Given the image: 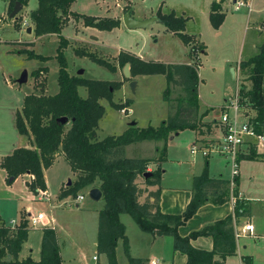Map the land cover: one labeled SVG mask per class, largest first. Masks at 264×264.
Returning <instances> with one entry per match:
<instances>
[{
	"label": "rangeland",
	"instance_id": "374dc122",
	"mask_svg": "<svg viewBox=\"0 0 264 264\" xmlns=\"http://www.w3.org/2000/svg\"><path fill=\"white\" fill-rule=\"evenodd\" d=\"M212 1L214 0H75L70 8L74 14L112 18L120 22L119 27L111 31H100L85 27L82 19L72 16L61 32V37L67 41L63 55L68 74L77 76L83 71L81 77L85 79L122 83L120 88L113 91L112 101L123 104L130 100L128 108L131 114L128 116L112 108L106 100L100 102L105 109L96 130L100 139L114 136L121 128L122 122L135 121L140 128L158 127L168 116V106L163 100V91L166 87L164 76L140 75L131 81V78H124V67L117 63L120 52L141 55L145 62L199 64L197 70L199 113L208 110L207 119L211 122L214 120L217 124L224 100L232 97L240 89V85L250 87L248 75L241 72L239 64L253 57L264 42V0H239L242 6L238 10L235 9L233 0H225L221 5L225 17L217 28L210 20ZM8 5L9 0H0V159L8 154L13 144H19L17 137L21 139L15 129L14 119L24 96L31 93L54 95L58 92V62L55 57L60 46L59 37L57 35L36 37L33 34L29 14L37 8V0H28L27 6L22 8L17 19L9 18ZM127 11H130L131 17L137 21L150 19L156 16V13L164 15L171 12L176 17L184 18L183 34L194 38L191 43L193 49H190V45H185L176 34L167 31L160 22H153L144 29L129 30L123 21ZM28 27H31L30 34L27 33ZM201 45L204 46L203 53L200 52ZM25 49H33L35 54L49 59L43 62L28 59L25 54H18ZM78 49L95 54L113 65L116 71L112 72L87 57L76 55L75 51ZM189 50L192 56L189 55ZM42 68H47V74L41 73L38 77L32 75L34 71ZM231 69L234 70V78ZM24 71L27 72V82L18 85L17 80ZM131 82L135 83L134 90L130 87ZM173 91L172 97H175L178 89ZM79 95L85 97L86 90L80 88ZM246 111L248 112V109ZM249 113L254 115L251 111ZM68 127L69 125L66 128ZM193 135L190 130H184L173 140L167 141L166 161L161 164V168L167 170L169 179H173L176 184L185 181L183 178L190 172L191 161L203 163L205 160L201 155L190 154ZM219 136L218 127L213 138ZM162 146L163 142H159L158 148L161 149ZM144 148L142 147V150ZM129 151L127 155L136 159L148 155L142 151L139 153ZM243 152L248 153V148H243ZM157 157L155 153L152 159ZM213 160L220 163L214 172L217 176L219 173L226 177L231 176L230 164L225 158L215 157ZM70 171L68 165L60 161L46 172L50 187V200L46 202L38 201L37 195L30 192L27 187L30 180L24 175L18 176L9 184L5 171L0 169V223L13 228L19 224L21 218H27L29 213L33 215L43 213L54 222L49 225L56 228L60 256L64 264H98L92 258L98 256L95 247L96 231L98 213L104 207V202L102 199L99 201L90 199L89 190L87 191L90 188L78 193L83 196V200L77 206L73 197L61 202L56 200L55 195L60 182L66 180V185L68 181H71V184L74 182L71 180ZM239 173L238 189L252 199L251 203L247 201L246 204L249 209L252 207L254 217L259 218V225H263L261 208L264 205V161H239ZM136 183L142 190H155V187H149L144 183L143 177H138ZM169 183H172L171 180ZM145 197L146 194H143L140 202H143ZM62 202H67L69 206L64 204L59 206ZM122 221L127 224L131 239L134 240L137 233L144 234L130 216L123 214ZM40 225L43 224L32 228L28 222L31 231L22 246L19 260L29 255L35 261L39 260L42 229ZM238 241L242 247H246L245 254L252 255H249L253 257L252 264H264V240L241 236ZM140 245L142 246L141 243ZM116 252L122 261L124 257L122 250L117 248ZM10 259L9 256L6 258ZM100 261L103 264L104 258L101 257Z\"/></svg>",
	"mask_w": 264,
	"mask_h": 264
},
{
	"label": "trees",
	"instance_id": "16d2710c",
	"mask_svg": "<svg viewBox=\"0 0 264 264\" xmlns=\"http://www.w3.org/2000/svg\"><path fill=\"white\" fill-rule=\"evenodd\" d=\"M225 0H214L210 4V20L214 27H219L225 17L221 5ZM23 8L28 0H9L8 15L15 3ZM75 0H37V8L30 12L29 19L33 25L36 37L57 35L60 46L57 49L58 62V92L54 95L34 93L25 95L21 108L15 112L14 126L21 136L31 137L32 148L20 147L14 153L0 159V169L7 176V182L13 183L20 175H30L27 187L33 195L38 191H46L44 170L50 168L58 156H62L71 172L76 175L72 184L61 189L58 198H77L78 193L87 188H97L104 202V207L98 213L96 254L104 255L107 264H117L116 249L119 241L122 244L126 264H145L142 259L132 258L129 254L128 239L125 227L120 222V215L131 217L138 229L151 236L170 237L172 249L186 257V264H223L228 257L236 254L237 239L234 225L241 217L248 216L249 207L238 198V177L232 182L222 177L210 178L207 166L202 173L193 177L191 199L185 210L179 215L164 214L160 210V182L164 171L161 164L166 161V144L169 137L184 130L199 131L202 128L211 129V123H202L208 110L199 113L197 70L199 64H166L160 62H145L134 54L120 52L117 63L120 67L129 65L130 81L136 76L162 75L166 87L163 100L168 106V116L158 127L139 128L137 124L129 125L120 135L96 139V130L105 109L101 105L106 100L109 105L121 111L128 108L130 100L123 104L112 101V93L121 87L122 83L90 80L81 76H71L66 70L63 50L67 41L61 37L63 28L73 16L82 19L83 25L100 31H111L119 27V20L112 18H97L71 12ZM130 12V11H127ZM126 12V13H127ZM160 23L167 31L176 34L187 46L194 38L183 34L185 19L169 14L156 13ZM18 20H20L18 18ZM193 49V48H192ZM201 45L200 52H204ZM191 50L189 55L192 56ZM28 59L47 61L49 58L35 54L33 49L22 50ZM75 54L87 57L99 66L115 72L116 68L97 57L95 54L76 50ZM239 68L248 75L250 87L240 85L238 95L243 114L248 117L255 133L264 135V42L258 52L246 61H241ZM47 74V68L37 69L32 73ZM86 90V96L79 95V89ZM178 89L172 97L173 90ZM248 109V112L246 111ZM254 115H250L249 112ZM67 118L65 124L57 122L59 118ZM67 125H69L68 128ZM163 142L162 148H155L158 157L155 159H129L125 157V148L141 142ZM242 160L264 161V154H258L254 145L249 153L240 154ZM156 165L151 176L144 179L149 187H157L154 191L142 190L136 183L138 177H143L150 165ZM12 178V181L9 179ZM146 194L145 200L140 198ZM236 198L233 212L224 219L207 224L199 230L192 231L187 236L177 232L198 209L205 204L219 206ZM27 218H21L16 227L0 223V264H63L60 257L58 238L53 228L42 227L39 260L35 261L29 255L19 260L23 244L27 241L31 229ZM209 238L213 247L211 251L196 249L191 241L197 238ZM10 260H6L7 257ZM97 259V257H95ZM242 264H252L250 256L241 257Z\"/></svg>",
	"mask_w": 264,
	"mask_h": 264
},
{
	"label": "crops",
	"instance_id": "0c3cea01",
	"mask_svg": "<svg viewBox=\"0 0 264 264\" xmlns=\"http://www.w3.org/2000/svg\"><path fill=\"white\" fill-rule=\"evenodd\" d=\"M28 28H31V27H28ZM137 56H139L142 59L141 55H137ZM166 64H169V63H166ZM127 109H128V112L124 116H128L129 114H131V110L129 108H127ZM132 122L136 123L135 121H132ZM132 122H127V123L122 122L121 128L119 129V131L116 134L117 135L122 134L128 128L129 124ZM210 122L211 121H209L207 119V116L202 119V123H210ZM98 126H99V124H98ZM216 129H218V124L216 121L213 120L211 122L210 131H207L206 127L202 128L203 133H200L199 131H191L190 130L194 134L192 144L195 142H205L208 140L216 139V138H213V135H214ZM179 135H180V133H178L177 136H179ZM18 136H20V138H21V139H19V137H17L19 144H13L12 148L9 150L7 155L14 153L20 147L32 148L31 137L29 138L27 136H21V135H18ZM177 136L174 135L173 138H176ZM96 139L102 140L97 136V134H96ZM21 140H23V141H21ZM168 141H170V140H168ZM158 144H159V142H152L151 144H149V142L147 143L146 141L141 142V143H137V144H131L125 148L126 158L136 159V157H134V156H128L127 155L128 151L130 150L129 153L134 152V151L139 153L140 151H142L143 153L148 154L147 156L140 157L139 159H147V158L152 159V157L156 153L155 148L158 147ZM142 147H145L144 150H142ZM255 148H256V152H258L259 154L264 153V135L262 136L261 141L257 142V144L255 145ZM249 149L250 148H248V153H249ZM248 153H244L243 155H246ZM130 155H132V154H130ZM215 157H218V156H212L208 159H205L203 161V163H202V161L201 162L195 161V160L191 161V163L189 165V171L190 172L185 176V178H183V179H185V181L182 182L181 184L180 183L176 184L175 182H173V179H169L170 175L168 174L167 170H163L164 173L162 174L161 182H160V201H159V206H160V210L162 213L170 214V215H179L185 210L187 204L189 203V201L191 199V180L193 179V177L201 174V172L203 171L205 166H207L208 174H209L210 178L222 177V178L229 180V181L233 180L232 175L229 177H226L221 173H219L218 176L214 173V172H216L218 166L220 165V163H217L215 160H213V159H215ZM60 161L65 163L61 155L56 158L54 164L50 168H48L47 170H44L46 192L48 194L50 193V187H49L48 179L46 178V172L48 170H50L57 163H60ZM155 166L156 165H154V164L150 165L148 167L147 171L151 172L152 170H155V168H156ZM70 174H71L70 175L71 180H75L76 175H74L71 171H70ZM24 176L26 178H28L29 180H31L30 175L26 174ZM236 177H238L240 179L239 164H238V174ZM169 180H171L172 183H169ZM65 182H66V180L60 182L58 190H57L58 192L55 195V197H56L55 199L56 200L58 199L59 202L65 200V199L61 200L58 198L61 189L66 186ZM156 189H157V187H155V190ZM88 190L89 189H87V191ZM238 198H239V200H241L244 203H246L247 201L251 203V200H252L251 198L246 196L244 191H242L240 189H238ZM64 203L65 202H62L59 206H61ZM233 206H234V203L231 201L224 203L222 205H219V206H214L212 204H205L198 209V211L195 213V215H193V217L191 219H189V221H187L183 226H180L178 228L177 232L180 236L184 237V236H187L192 231L199 230L200 228H202L203 226H205L207 224H210V223H213L215 221L224 219L226 216L230 215L233 212ZM261 209H262L261 210V216L263 217V221H262L263 225H259V223H258L259 218L256 219L254 217V215L252 214L253 210L251 207L248 216L239 218L234 225V229L238 230V229H241L245 225H251L253 227V232L251 234L247 233L246 235H244V237L245 238L248 237V238H252V239L264 240V205ZM122 215H120L119 218H120V222L125 227V234H126V237L128 239V244H129V254L132 258L142 259L145 264H148L149 261H151V260L157 261L158 264H186V257L184 255L180 254L179 252L173 251L172 239L170 237H157V236H151V235L145 234V233L143 235H140L141 233H137V235H136L137 239L136 238H134V240L131 239V237L129 236L127 224H125L122 221ZM48 219L50 220L49 217H48ZM255 219L257 222H255ZM50 221H52V224L54 223L52 219ZM40 226L53 228L55 233H56V228L54 226L51 227V225H46V224H43ZM96 233H97V231H96ZM56 235H57V233H56ZM143 236H147V237L144 238ZM40 237H41V229H40ZM57 237H58V235H57ZM40 241H41V238H40ZM136 241H138L137 242L138 246H136V244H135ZM236 242H237V248H236L235 256L226 258V260L223 264H242L241 257L250 255V254H245L246 247L245 246L242 247L240 245L238 239ZM140 243L142 244L143 247L140 245ZM191 244L194 248L199 249V250H204V251H211L212 247H213L211 239L204 238V237H200V238H197L195 240H192ZM95 246H96V243H95ZM59 247H60V245H59ZM117 248H120L123 252L122 244L120 241L118 243ZM250 256H252V255H250ZM93 257H95V256H93ZM101 257L104 258L103 264H107V261H106V258L104 255L97 256V259L95 262H98V264H101V261H100ZM79 261H81V259ZM116 261H117V264H126L127 263V259L125 256L123 257L122 261L119 260V258L117 256V252H116ZM63 264H64V262H63Z\"/></svg>",
	"mask_w": 264,
	"mask_h": 264
},
{
	"label": "built area",
	"instance_id": "2783aa9c",
	"mask_svg": "<svg viewBox=\"0 0 264 264\" xmlns=\"http://www.w3.org/2000/svg\"><path fill=\"white\" fill-rule=\"evenodd\" d=\"M235 9L238 10L242 6V2L235 0ZM222 112L220 114V120L218 121V127L220 129V136L216 139L208 140L205 142H195L191 145L190 154L192 156L201 155L204 159H208L212 156H218L225 158L230 164L231 175L234 179L238 174V156L244 154L243 148H250L251 145H256L261 141L262 136L255 133L252 125L248 122V117L243 114L240 106V97L238 91L230 97L224 100L223 106L220 108ZM128 109L125 108L120 111L121 114L126 115ZM243 117V119H241ZM232 182V181H231ZM37 200L46 201L50 200V196L46 191H38ZM83 200L82 195H78L75 199V205ZM231 202L235 203L236 198L231 197ZM69 206L67 202L64 203ZM27 220L30 227L35 228L39 224H52L47 216L43 213L33 215L28 214ZM253 227L251 225H245L241 229L235 230V237L238 239L247 233H252ZM96 261V258H92ZM148 264H158L157 261L151 260Z\"/></svg>",
	"mask_w": 264,
	"mask_h": 264
},
{
	"label": "water",
	"instance_id": "95a60500",
	"mask_svg": "<svg viewBox=\"0 0 264 264\" xmlns=\"http://www.w3.org/2000/svg\"><path fill=\"white\" fill-rule=\"evenodd\" d=\"M233 2H235V0H233ZM23 6L16 2L15 5H14V8L12 9V11L9 13V18L10 19H17V15L20 13V11L22 10ZM123 21H124V24L125 26L129 29V30H136V29H144V28H147L150 24H152L153 22H160V20L157 18V17H152L150 19H147V20H143V21H137L135 19H133L131 17V14L130 12H127L124 14L123 16ZM27 33H31V28H27ZM83 73V71H80L78 73V76H81ZM231 74H232V77L234 78L235 74H234V70L231 69ZM123 75H124V78L126 79H129L130 78V72H129V65L126 64L123 68ZM27 72L24 71L21 75V77L17 80V84L18 85H23L27 82ZM130 87L132 90H134L135 88V83L134 82H131L130 83ZM57 122L59 123H62V124H65L67 122V118H59L57 119ZM134 122L130 123L129 125H133ZM178 133L175 134V136H177ZM173 139V136L169 137V140H172ZM151 176V172L150 171H147L143 174V178L144 179H147L148 177ZM13 179L10 178L9 181H12ZM71 184V181H68L67 185L66 186H69ZM88 196L90 197V199H92L93 201H99L102 197V194L101 192L97 189V188H90L89 191H88Z\"/></svg>",
	"mask_w": 264,
	"mask_h": 264
}]
</instances>
